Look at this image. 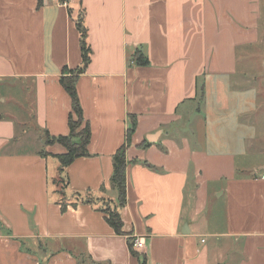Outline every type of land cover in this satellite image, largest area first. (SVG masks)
Listing matches in <instances>:
<instances>
[{"label":"crops","instance_id":"1","mask_svg":"<svg viewBox=\"0 0 264 264\" xmlns=\"http://www.w3.org/2000/svg\"><path fill=\"white\" fill-rule=\"evenodd\" d=\"M81 12L92 136L67 195L117 203L113 156L134 117L125 235L99 206L62 212L66 150L44 145L70 133L60 78L83 63ZM27 126L37 150L17 149ZM263 175L264 0H0V264H138L129 239L147 264H264Z\"/></svg>","mask_w":264,"mask_h":264},{"label":"trees","instance_id":"2","mask_svg":"<svg viewBox=\"0 0 264 264\" xmlns=\"http://www.w3.org/2000/svg\"><path fill=\"white\" fill-rule=\"evenodd\" d=\"M61 3L68 2V0H59ZM41 6V2H40ZM77 28L81 34V48L83 63L82 66L76 70H68L64 68L60 78V84L71 98L72 111L69 115V129L70 133L67 136L51 137L48 132L44 135V145L52 146L59 144L65 148L66 152L55 156L59 163L58 180H53V185L56 188V193L59 195V204L63 213L67 212L69 207L77 208L79 204H91L99 206L98 210L105 215L106 222L115 231L117 235H125L123 232V221L121 218V210L126 205V191H127V158L126 152L132 142V135L136 129V119L131 117V128L127 131L125 143L117 150L113 156V175L111 179L112 189L117 193V203L112 202L107 198H96L91 195L81 196L78 194L69 197L67 192L70 188L69 177L66 169L78 158L90 157L89 145L91 142V128L90 124L85 121L83 110L80 104V99L77 91V82L91 61V51L87 46V29L84 24V14L81 12L76 19ZM133 62L138 65H148V59L141 51L135 52L133 55ZM203 92V89H202ZM147 144V143H146ZM142 145V147H145ZM42 157H48L45 151L40 153ZM61 186V188H59ZM104 192V189H102ZM70 199H73L70 201ZM131 254L138 260V264H147V258L144 254L138 253L133 246V239H129Z\"/></svg>","mask_w":264,"mask_h":264},{"label":"rangeland","instance_id":"3","mask_svg":"<svg viewBox=\"0 0 264 264\" xmlns=\"http://www.w3.org/2000/svg\"><path fill=\"white\" fill-rule=\"evenodd\" d=\"M70 2V0H68V3ZM25 127H18V130H20L21 132L24 130ZM28 131L29 132V136H27V138L21 140L19 142V145L17 147L18 150L24 151V150H37L40 148V146L38 145L37 142L34 141V129L31 126H27ZM51 166H53V161H51ZM55 174V173H54ZM59 178V177H58ZM58 178L56 179V181L58 180ZM59 188H61V186H59Z\"/></svg>","mask_w":264,"mask_h":264},{"label":"built area","instance_id":"4","mask_svg":"<svg viewBox=\"0 0 264 264\" xmlns=\"http://www.w3.org/2000/svg\"><path fill=\"white\" fill-rule=\"evenodd\" d=\"M61 3V2H60ZM68 2H65V3H61V4H63V5H66ZM263 179H264V175H263V177H262ZM143 241L141 240V239H134V243H133V246H134V248L135 249H138V250H140V249H142L143 248Z\"/></svg>","mask_w":264,"mask_h":264}]
</instances>
